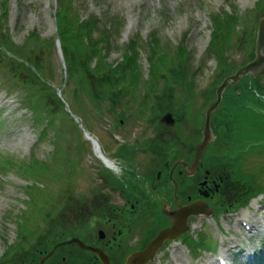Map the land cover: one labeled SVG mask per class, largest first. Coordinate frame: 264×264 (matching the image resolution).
Returning <instances> with one entry per match:
<instances>
[{
  "label": "rangeland",
  "instance_id": "obj_1",
  "mask_svg": "<svg viewBox=\"0 0 264 264\" xmlns=\"http://www.w3.org/2000/svg\"><path fill=\"white\" fill-rule=\"evenodd\" d=\"M4 1H6L8 5V14L5 18V23L0 24L2 27L8 28V34L10 36L12 35L14 41L17 43H22L26 35L33 29L39 30L45 38L53 37L54 40L55 38L57 39L56 11L61 9L62 4V15L69 14V6L71 7L73 2V0H63L62 3H60L59 0H0V8L3 7L2 2ZM258 2L259 0H75L74 6L80 11L82 18L92 16L97 19L91 38H94L95 41H99L102 39L104 33L111 47V49H107V57L109 61H114V65L123 60L125 49L127 50L128 48V50H133L132 45L130 46L129 43L131 39L135 37V46L137 44L135 50L138 49L140 51L138 62L142 66L141 69L144 75L148 74L154 81L158 79L160 71L154 69L155 59L153 58V60L149 61L147 58L153 36L156 34L159 37V46L157 43L155 46L156 49L159 50L158 48H161L162 51L167 52L168 55L172 56L171 60L176 64L178 63L179 66L181 65L179 60H181L180 58L182 56L179 54L180 52L178 50L180 48L178 49V47L182 45L186 47L188 51V57L184 63L186 66H184L183 69L181 68V72L178 76L180 79L185 76L184 74L190 76V82L195 85L194 88L198 94L196 96L198 99L195 98V95L190 89H185V91L182 92V83L178 81L176 83L177 86L170 85L171 87H165L163 93L166 92L164 95L162 94L163 96L158 95L161 93L162 88L160 85L163 81L156 85L154 92L157 94L155 96L157 98L156 101H159V103H157L158 107L155 109H157V111L158 109H176L181 116L183 133L188 136L192 135V133L196 135L198 132L197 130L202 126L203 116H201V109L203 111L210 100L205 90L212 84L214 85L220 74H227L225 71H222L224 68L227 69V63L225 62L226 64L224 65L221 58V51L224 48L225 50H230L231 53L228 55V61L229 63H232L231 60L234 61L237 63L236 66L245 61L246 57L251 56L250 51L246 52L245 44H235V40L233 39H238L240 36L248 38L247 34L250 33L251 27L253 28L251 29L253 32L256 31L259 22L258 18L264 14V9L261 8V10L258 8L260 3ZM4 8L6 7L4 6ZM70 11H73V7L70 8ZM228 12L237 14L238 18H240V13L241 19H244L245 22L241 21L238 26L239 28L237 27V31L230 34L232 43L224 40L227 38L228 32H225L223 37L219 35L215 38L213 44V48L217 55V59H215L214 55H211V52H207L209 41L214 34V17L216 15L223 16V14L226 16ZM256 13L259 14L256 15ZM230 15L232 16V14ZM228 19L229 18H226V20ZM216 25L218 26V24ZM245 25L246 27L243 28ZM234 26H236V23ZM220 30H225V27ZM186 31H189L187 35L185 34ZM2 35H4V33ZM254 35V38H256V34ZM8 37L4 36L3 38ZM75 37L80 41V35L77 36V34H75ZM64 39L65 41L68 40L66 38ZM73 41L76 43L75 39H73ZM53 48L51 49V54H46L48 63L45 64V68L47 67L49 70L53 69L52 77L54 82L52 83L54 85H59L62 75H65V62L59 53V46L55 44V50ZM217 60L221 63H219V67ZM150 63V68L152 67L153 69L148 72ZM30 64L35 73L43 74L44 66L38 68L36 64L31 62ZM141 69L137 65H132L128 69V79L125 80L131 82L130 92L128 93L129 95H137L131 98L127 104H123V106H129V109L125 108V113L122 112L118 115V120L120 118H125V124L119 131L121 133L127 131L130 139L136 136H143V134L149 135L154 131V124L149 125L147 121L149 113L153 112L151 108H143L137 111L131 110V108H134L140 102L142 95L141 89L145 88L144 91H147V87L150 85L148 81L142 84L141 88L137 89L136 84L140 85L141 80L137 83L134 82L133 79L137 72L138 79L140 73L143 76ZM0 74L3 75L1 71ZM118 75L119 74L114 75L111 72L95 75L92 80L93 89L97 90L99 94H102L100 90V88H102L107 96L114 95L115 91L108 89H115V83L117 82L111 80L113 78L120 79ZM143 79L145 78L143 77ZM248 82L247 79L242 81V93L238 95V109L244 113L251 109H255L254 114L258 115L261 121H259L260 119L257 117H249L242 124H236V120L232 122L229 120L228 126L230 132L232 131L233 133H230L227 137L224 136L226 137L224 140L226 143L231 144V147L226 151V155L232 159L233 164L231 169L235 171V175L238 179L243 182H248L249 180L252 181V183H257L258 181L264 180V114L261 112L263 109V102L260 100V93L264 94V88L258 86L256 82H252L253 89H250L248 88ZM74 85L77 86L75 93H73ZM186 87H188L187 84ZM236 90L241 91L239 88ZM231 93H234L233 90L228 93L227 100L223 107L221 105L216 112L218 115L222 108L219 118H231L227 107V101ZM19 94L22 96L26 94L34 98L35 91L17 84L14 80L10 81L7 87L0 84V107H3L0 111V121L4 119V122L0 124V156L13 158L18 162L24 159L26 163L31 156L42 159L43 161H40V165L37 164L41 170V174H35L34 176L33 173L27 172V181L31 183L25 181L26 179L14 172L13 169L8 171L5 169L0 170V173H3L7 177V180H0V264H14V262L18 261L17 258H21L19 256L20 253H18L17 250L13 252V248L17 247V249H19V243L34 242L38 235L37 233L40 231L39 229L44 227V224L42 225L43 221L41 222V220H53L54 222V220L59 217L61 209L59 210L56 208H60L62 199L63 197L67 198L65 195L68 194L70 188L76 191V196L78 195L80 197V195L84 196L93 191H110V189L114 191L110 185H119L127 189V193L130 197L136 194V185H139L138 174L130 177H122V171L119 172V170H115L113 172L109 171L108 174L115 173L117 176L108 174L103 176L101 172H104V169L100 170L99 173H93L92 169L94 168L90 167V169L87 167L85 157L88 156L90 148L82 140L84 129L81 123L77 125L70 120H64L63 123H59V127L63 131L60 136L55 135L53 132H57V128H53V131L47 128V132L44 133V139H41V127L44 122L38 121L36 109L32 110L30 107H26L25 104L20 106L19 100H12V95ZM64 94L74 107L73 116L79 117L83 125L97 136L102 143L103 149L108 154L113 156L117 155V148L113 138L108 131L102 132L106 130L100 128L101 126L96 123L99 121L93 111L88 110V115H86L87 111L82 110L78 104V98L81 102H92L85 89L77 85L72 79L66 86ZM23 98L27 97L25 96ZM145 98L150 99L149 96ZM101 102H104L103 105L105 109L103 111L107 116L105 119L102 118V122L105 123L102 127L109 130V127L114 129L117 128L119 126L118 124L114 126L109 123V117L111 116L106 113L108 104L105 100ZM22 103L24 102L22 101ZM160 105L161 107H159ZM179 106H182V111L179 110ZM87 108L91 110L90 106ZM183 109L187 115H194L191 118V122H188V119H186L185 114H183ZM158 114L160 115V113H154L151 116V120L153 121L155 118L159 119L160 116ZM220 121L223 120L220 119L219 122ZM239 126H241V130ZM48 134L51 140L48 138ZM189 137L190 140L188 141V145L198 139V137L194 136ZM219 140L220 141L212 144L205 161L208 165L205 171L210 178H214L215 175H218L222 170L221 168L224 170L226 167H230L227 162L218 160V157H222V155H212L222 149V138ZM88 142L91 144L90 140ZM129 142L131 143L129 145L132 147L133 139L129 140ZM136 142L135 145L140 144L138 141ZM130 146H127L122 151L121 157L118 158L122 160L120 164L121 167L132 162V160L124 161V158L129 155L128 150L132 151L133 149H130ZM140 156L141 154L135 160L139 167L137 171L141 175H147L149 169L146 167L150 158H140ZM212 159H217V162L212 163ZM99 162L101 163V161ZM223 164L226 165V167ZM205 171H202L201 178ZM196 177L199 178L200 176ZM71 181H73V185H71ZM234 181L236 182V179H234ZM25 183L28 184L23 188ZM242 189L243 186H233L231 181H229L222 185L221 191H217L209 201L218 208L222 207L220 201L227 204H230L233 200L240 202L242 201V197L240 196V199L237 200L236 197L239 195L233 191ZM191 191L192 189L188 187L187 194L191 193ZM196 192L197 189L194 194H196ZM222 193L228 195L227 201L223 199ZM50 194L51 196H49ZM29 195L30 200L27 201ZM169 195L171 196L172 193L169 192ZM67 200L69 202L67 212L69 208H71V221H75V210L73 208L76 203L75 199L68 198ZM116 201L120 200L117 199ZM131 201L136 202L139 206L142 205L137 200L134 201L131 199ZM241 205L243 206L240 208L237 206L225 209L222 213L225 214L224 217L226 219L223 221L225 222V227H229L230 229L228 235L235 233L242 241L241 244L248 247L245 237H248L249 234H247V232L242 233L244 228H240L237 220L238 217L243 218L245 216L248 219H252L263 229L264 194L260 193L253 197L248 204L243 203ZM233 210H237V213L230 215V212H233ZM259 210L263 212L261 214L262 221H258L260 216H256ZM155 215L161 216L167 223V220L158 209L155 211ZM150 220L153 221L154 219L150 217ZM147 222L145 226H147V229H150L151 222L148 220ZM197 224H199L198 230L204 232H199V238H197V240L186 237L185 245L188 247L182 245V247L176 251L179 254L182 264H218L216 256L221 255L227 257L229 264H244V254H239L240 252L238 253L230 246L226 235L215 236L218 242V255L215 256L214 254L211 255L212 253L206 252L216 250V240L210 228H206L207 223L205 221H197ZM145 226L143 227L145 228ZM159 227L158 221L153 226V229H158ZM41 238L42 234L39 233V237L36 240L37 244L41 241ZM11 246L13 248H11ZM7 249L10 251L4 254ZM241 249L242 248H240V250ZM192 250H194V253ZM198 250L205 251L206 253L200 257L194 255L197 254L196 252H198ZM198 253L199 255L201 254L200 252ZM193 256H196V258H193ZM159 259L163 260L161 257H159L158 260Z\"/></svg>",
  "mask_w": 264,
  "mask_h": 264
},
{
  "label": "flooded vegetation",
  "instance_id": "obj_2",
  "mask_svg": "<svg viewBox=\"0 0 264 264\" xmlns=\"http://www.w3.org/2000/svg\"><path fill=\"white\" fill-rule=\"evenodd\" d=\"M182 155L181 157L185 159L184 164L180 163L176 165L173 174L179 186V200H181L183 194L187 192V180L189 178L187 171L188 153L185 149H183ZM156 161L159 165L157 170L158 179H161L166 174L171 177L173 162L170 164L169 159L162 156L158 157ZM195 175L196 173L193 174L192 177ZM180 176L181 178H179ZM138 191L141 193V190ZM170 201L171 207L173 208L177 203L172 199ZM140 203L142 204L141 206H139V204L137 206L133 204L129 206V209L117 205L112 206L111 204L103 206L102 208L110 213H107L105 216L106 219H104V221L106 224L103 223L102 227L98 228L105 230L106 227L108 231L104 233L103 237H101L98 232L93 231L89 237L82 236V239L85 240L86 243L101 247L109 255L111 264H125L132 240L123 236V229L118 228V224L127 228L140 227V229H143L142 227L148 223L147 220L149 221V213L155 211V206H159L155 199L153 201L143 199ZM153 226L154 224L151 225L150 229H147V226H145V231L142 233L148 235L154 232ZM62 247L58 248L59 250H57L54 256L48 259L45 264H104L98 254L81 249L77 245ZM44 252L46 251H43V253ZM34 264H37V262Z\"/></svg>",
  "mask_w": 264,
  "mask_h": 264
},
{
  "label": "water",
  "instance_id": "obj_3",
  "mask_svg": "<svg viewBox=\"0 0 264 264\" xmlns=\"http://www.w3.org/2000/svg\"><path fill=\"white\" fill-rule=\"evenodd\" d=\"M256 58L250 62L249 64L241 67L236 71V73L232 76L227 77L221 87L218 90V99L217 101L207 110V121L205 124V131H204V140L199 146V152H198V159L201 157L205 147L209 143L210 140H212V130L210 128L211 123V112L218 106L219 102L221 101V95L225 88V86L229 83V81H232L233 83H236L243 75L248 73H253L255 76H258L262 73H264V18L261 20L260 26H259V32L257 37V47H256ZM171 114L166 116V120L169 121V124H174V120L171 118ZM197 159V161H198ZM196 161V162H197ZM201 208L197 206H188L182 208V210L176 211L177 214H172L173 219L176 221L177 225L182 226L183 222L185 223L186 217L191 213H196ZM164 233V234H163ZM167 234H170V231H167ZM163 235H166V232L163 231L161 236H159V239H163ZM78 242L81 245H84L82 242H80L78 239H73L67 241V243L71 242ZM63 244V243H61ZM86 246V245H84ZM52 254V253H51Z\"/></svg>",
  "mask_w": 264,
  "mask_h": 264
},
{
  "label": "trees",
  "instance_id": "obj_4",
  "mask_svg": "<svg viewBox=\"0 0 264 264\" xmlns=\"http://www.w3.org/2000/svg\"><path fill=\"white\" fill-rule=\"evenodd\" d=\"M62 19H63V21H62ZM65 19V20H64ZM60 21H61V27H62V31H63V33H64V35H65V37L68 39V40H70L71 38L73 39V36H74V33H75V31H76V23H77V21H78V17H76V16H73V15H69V14H66V15H62L61 17H60ZM231 21H233V20H231ZM221 22V21H220ZM94 26H95V23L94 22H91V21H89V22H85V24H83L82 25V28L81 29H83V30H81V31H86L87 32V35L89 34V35H91L90 34V32H91V30L92 29H94ZM81 33V32H80ZM77 34H79V32L77 33ZM37 36V35H36ZM38 41H41V38L39 37V36H37V37H35ZM45 45V44H44ZM41 48H43V46H41ZM68 51H69V49H68ZM94 51H96V50H94L93 48H91V49H89V50H87L85 53H83L84 54V56H85V58L84 59H87L89 56H92L95 52ZM74 53H72V54H75V55H77L78 54V50H75V51H73ZM38 53H39V51H38ZM95 55V54H94ZM163 55V56H162ZM161 55V59L160 60H157L156 62H155V69H157V70H162L163 69V67L162 66H166V68H173L170 64H169V62L171 61L170 59V57H169V55L168 54H162ZM136 56H137V53L135 52V54H133V56H131L129 59H128V61H127V63L126 64H119L116 68H115V70H121L122 72L124 71L125 72V69L127 68V67H129V66H131L132 64H136ZM81 57H83V56H81ZM42 58H43V56L42 55H40V54H33L32 55V62L34 63V64H36L37 65V67H40L41 66V61H42ZM79 61V60H78ZM77 61V62H78ZM76 64L77 63H75V66H76ZM169 64V65H168ZM169 71H171L172 72V74H174L173 73V70H171V69H169ZM86 74L87 75H89V71L86 69ZM124 75H125V73H124ZM41 84V83H40ZM40 84H38L39 86H42L43 88H47V84H45V83H43L42 85H40Z\"/></svg>",
  "mask_w": 264,
  "mask_h": 264
},
{
  "label": "bare ground",
  "instance_id": "obj_5",
  "mask_svg": "<svg viewBox=\"0 0 264 264\" xmlns=\"http://www.w3.org/2000/svg\"><path fill=\"white\" fill-rule=\"evenodd\" d=\"M111 165H113L111 162H109ZM244 225V224H243Z\"/></svg>",
  "mask_w": 264,
  "mask_h": 264
}]
</instances>
